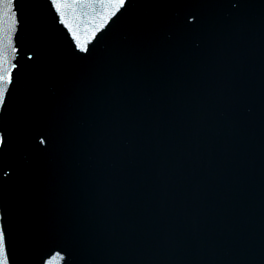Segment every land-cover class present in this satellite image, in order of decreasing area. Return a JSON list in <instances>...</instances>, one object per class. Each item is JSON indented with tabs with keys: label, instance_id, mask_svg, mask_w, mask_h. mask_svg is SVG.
Segmentation results:
<instances>
[{
	"label": "water",
	"instance_id": "95a60500",
	"mask_svg": "<svg viewBox=\"0 0 264 264\" xmlns=\"http://www.w3.org/2000/svg\"><path fill=\"white\" fill-rule=\"evenodd\" d=\"M122 264H264V0H165Z\"/></svg>",
	"mask_w": 264,
	"mask_h": 264
},
{
	"label": "snow or ice",
	"instance_id": "6c2138e0",
	"mask_svg": "<svg viewBox=\"0 0 264 264\" xmlns=\"http://www.w3.org/2000/svg\"><path fill=\"white\" fill-rule=\"evenodd\" d=\"M121 2H123V0H121Z\"/></svg>",
	"mask_w": 264,
	"mask_h": 264
}]
</instances>
